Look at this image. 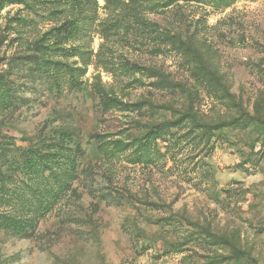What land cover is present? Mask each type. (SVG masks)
<instances>
[{
  "label": "rangeland",
  "instance_id": "rangeland-1",
  "mask_svg": "<svg viewBox=\"0 0 264 264\" xmlns=\"http://www.w3.org/2000/svg\"><path fill=\"white\" fill-rule=\"evenodd\" d=\"M145 8L0 0V264H264V0Z\"/></svg>",
  "mask_w": 264,
  "mask_h": 264
},
{
  "label": "trees",
  "instance_id": "trees-1",
  "mask_svg": "<svg viewBox=\"0 0 264 264\" xmlns=\"http://www.w3.org/2000/svg\"><path fill=\"white\" fill-rule=\"evenodd\" d=\"M104 2L112 11H117L116 18L110 24L104 26L103 31L106 33L110 30L116 32L121 26L127 27L130 19H136L138 23L135 31L138 32L139 36L151 39L154 44L158 40L163 41V35L158 32L157 27L154 24L145 22L141 17L146 9L145 7L154 5V0H129L128 4L123 3L121 0H104ZM120 5H123L124 8L122 9ZM250 119L252 118L249 117L248 120Z\"/></svg>",
  "mask_w": 264,
  "mask_h": 264
}]
</instances>
